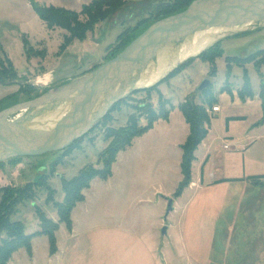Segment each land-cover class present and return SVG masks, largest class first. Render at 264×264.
<instances>
[{
    "label": "rangeland",
    "instance_id": "1",
    "mask_svg": "<svg viewBox=\"0 0 264 264\" xmlns=\"http://www.w3.org/2000/svg\"><path fill=\"white\" fill-rule=\"evenodd\" d=\"M3 1L5 0H2V6ZM159 1L128 2L108 19L96 24L83 39H74L63 52L59 51V47L67 32L62 29L51 34L52 39L47 40V43L36 45L28 41L39 54L33 53L29 57L24 53L22 35L19 38L17 27L11 28L9 25L14 22H11L12 10L8 11L5 6H0V11L4 13L0 14V62L6 66L7 58L17 73L16 78L5 80L6 85L0 84V100L5 99L0 103V112L35 99L105 63L104 59L114 50L118 36L124 33L126 36L138 35L151 23L149 21L145 25H138ZM13 2L14 10L23 23V32L30 34V41L34 42V38L38 40V36L44 31L42 22L33 10L27 8L25 0ZM218 43L221 55L211 62L207 59H195L173 78L158 86L162 99L169 102L168 120L159 119L154 122L151 130L136 137L130 148L117 155V162L111 168L114 173L112 180L95 178L81 192L84 201L85 192L91 187L86 202L77 204L73 210L74 214H79V223L83 229L111 223L131 227L147 238L158 235L164 243L163 246L166 242H174L180 246L179 227L183 219L181 210L171 211L166 216L168 200L176 199L173 192L182 178L179 167L182 150L179 145L184 144L189 134V126L179 106L190 98L198 104L205 103L209 96L215 99L220 112L209 117V139L217 136L228 139L230 135L238 138L263 117V101L259 94L264 91V26L225 36ZM250 56L251 59L240 66L226 60ZM204 80H209L210 86L206 93L198 92L197 89ZM246 81L249 83L251 96L243 100L239 91L245 90ZM146 104L154 110L158 109L157 91L150 96L144 92L128 96L120 110L111 113L108 122L95 125L82 138L79 148L66 156L64 152H52L0 163V189H20L30 184V199L16 206L11 221L21 223L26 235L41 230L38 212L58 224L55 204L64 199L62 182L73 179L87 167L102 169L101 155L110 143V140L105 139V131L125 127L130 116L138 118V126H144L146 120L141 116L145 112L143 106ZM58 111L59 109H49L41 112L33 116L26 125L49 126ZM32 113L21 112L19 116L26 118ZM14 117L16 116L13 115L10 119ZM230 123L228 136L226 133ZM249 135L257 141L255 150L262 153L259 154L263 158L260 170L264 171V123L252 127ZM201 150L199 148L198 158ZM193 172L196 174V166ZM254 192L256 196L239 193L241 197L226 206L221 216L217 217L212 236L213 252L210 264H264V179ZM166 193L173 194L164 196ZM1 196L0 192V200ZM170 225L168 235L162 236V228ZM211 229L207 228L198 233L193 231L190 240L194 248L205 253L209 246ZM2 238L3 234L0 236V245ZM48 249V239L42 237L35 243V261L26 259L18 264H47ZM21 253L26 254V251L18 252L19 255ZM160 258L162 259V255ZM167 261L170 264H187L185 258L175 261L171 254H168Z\"/></svg>",
    "mask_w": 264,
    "mask_h": 264
},
{
    "label": "water",
    "instance_id": "2",
    "mask_svg": "<svg viewBox=\"0 0 264 264\" xmlns=\"http://www.w3.org/2000/svg\"><path fill=\"white\" fill-rule=\"evenodd\" d=\"M264 26V0H196L184 11L151 24L114 58L45 94L0 112V163L21 157L62 152L88 134L111 108L136 91L166 78L189 58L209 49L225 36ZM220 29L213 41L180 62L181 50L199 33ZM167 68L154 79L160 62ZM210 85L204 80L197 91ZM49 109H59L49 126L27 122ZM33 112L20 118L21 112ZM16 116L10 119L11 116ZM172 200L167 203V213ZM162 235L166 228H162Z\"/></svg>",
    "mask_w": 264,
    "mask_h": 264
},
{
    "label": "crops",
    "instance_id": "3",
    "mask_svg": "<svg viewBox=\"0 0 264 264\" xmlns=\"http://www.w3.org/2000/svg\"><path fill=\"white\" fill-rule=\"evenodd\" d=\"M25 1L27 8L30 10H32L30 2L33 1L43 6H54L80 12L84 5L89 4L93 0ZM7 2L10 4L7 5ZM1 3L2 0H0V6H2ZM3 4L8 11L11 9L13 12L11 14V22H14L9 25L11 28L17 27L19 38L21 35H25L29 42L36 45L47 43V40L52 39L50 35L57 28L48 30L41 21L44 30L43 34L38 36V40L34 38V42L30 41V34L23 32L24 29L21 27L23 23L20 21L21 19L18 17L16 10H14L13 0H5ZM0 14L4 13L0 11ZM216 105L218 106V104ZM214 115L215 113L212 114L213 117ZM231 123L228 125L227 135L230 132ZM255 124L238 138L228 135V139L225 136L209 139L208 136L211 133L210 122L207 136L194 152L195 159L191 167V183L183 190L180 197L172 200L171 211L181 210L183 217L179 227L181 234L180 246L179 244L175 245L174 242L170 244L166 242L165 247L158 235L156 237L151 235L147 238L144 234L136 233L131 227H122L111 223H101L100 225L83 229L79 223V214H74L73 209L70 214L71 229L68 230L65 224L61 223L55 232L57 248L55 254L50 255L49 249L46 250L47 264H170L167 261L168 254H171L175 261L185 258L187 264H210V256L213 252L212 236L217 217L221 216L226 206L237 197H241L239 193L246 196H249V194L256 196L254 191H256L258 185L253 184L247 178L264 174V171L260 170L263 158L259 154L262 153L255 150L257 141L253 136L249 135ZM225 146H228V148L225 149ZM199 148H202V150L198 158ZM194 166H196V174L193 172ZM113 175L114 173L112 172L111 177L107 180H112ZM88 190L85 192V200L78 204L86 202ZM173 193H166L164 196H170ZM169 213L166 212V216ZM205 224L207 225L205 226ZM170 227L171 225L168 228L165 227L166 234L162 236L168 235ZM207 228L212 229L208 237L210 238L209 246L204 253L194 248L190 239L193 237L191 235L193 231L197 233L198 231L204 232ZM42 237L45 236H38L32 239L30 256L25 249H19L13 253L8 264H18L26 259L34 262L36 259L35 243H38ZM21 250L26 251V254L21 253L19 255L18 252ZM160 255H162V259ZM13 257L16 260L15 262Z\"/></svg>",
    "mask_w": 264,
    "mask_h": 264
},
{
    "label": "trees",
    "instance_id": "4",
    "mask_svg": "<svg viewBox=\"0 0 264 264\" xmlns=\"http://www.w3.org/2000/svg\"><path fill=\"white\" fill-rule=\"evenodd\" d=\"M135 0H93L89 4L84 5L80 12H75L67 10L64 8L54 7V6H43L39 5L33 1L30 2L31 8L36 14V16L42 21L48 30L62 29L67 32L64 37L63 43L59 47V51L63 52L65 48L74 39H83L86 33L94 28L96 24L108 19L112 14L119 11L128 2ZM196 0H160L148 13V16L141 20L138 25H145L149 21L144 30H146L154 22L166 18L168 16L177 14L184 11L192 2ZM81 17L85 19L82 20ZM143 30V31H144ZM142 31V32H143ZM141 32V33H142ZM140 33V34H141ZM138 34V35H140ZM138 35L126 36V33L118 36L117 44L114 46L112 53L106 56L104 61H108L114 58L118 53H120L131 41H133ZM127 37V38H123ZM22 43L24 53L27 57L30 54L37 52L33 50L30 46L25 35H22ZM219 44L216 43L209 49L205 50L196 57L189 58L182 64H180L176 69H174L166 78L161 80L158 84L144 90L136 91L135 93L144 92L148 96L154 91L159 94V106L157 110H154L150 105L146 104L143 106V116L141 113L139 116L146 120L144 126H138V118L135 116H130L128 119V124L125 127L119 128L117 130L107 129L105 131V139L110 140L109 145L101 155L102 169L97 170L93 167H87L79 173L78 176L74 177L69 181L62 182V191L64 192V199L61 203H56L55 208L57 210L58 224H54L52 221L47 219L43 213L38 212L39 222L41 230L34 232L32 234L26 235L24 228L21 223L11 221V217L16 211V206L26 200L30 199L29 188L30 184L20 189L4 188L0 189L2 193L0 200V236L3 234L4 238L1 240L0 245V264H8L13 253L19 249H25L28 255H31V241L33 238L38 236H45L49 243V254H55L56 248V238L55 232L58 230V225L63 223L68 230L71 228L70 214L72 210L78 203L83 201V196L81 192L87 189L90 182L99 178L101 180H107L112 172V165L116 161V157L120 152L125 151L131 146L132 140L136 137L143 135L152 129L154 122L157 120H168L170 110L167 108L169 102L163 100L162 96L158 90V86L173 78L176 74L181 72L189 63L195 59H207L212 61L215 57L221 55L222 51L219 49ZM108 48L106 49V53ZM42 54V53H40ZM252 56L248 58H227V62H235L237 66L241 63L249 61ZM7 65L5 66L3 62H0V84L6 85L5 80L10 78L14 79L17 76L13 65L6 58ZM97 68L95 66L93 69ZM210 86V85H209ZM208 86V87H209ZM207 87V88H208ZM207 88L201 92L206 93ZM245 90L239 91V96L241 99H245L247 96H251L249 93L250 86L248 81L245 82ZM259 97L263 101V117L261 120L255 124V126L262 125L264 123V91L262 90ZM127 100V98L116 103L109 113L98 123L104 124L109 121L111 113L120 110V106ZM5 101V99L0 100V103ZM216 105V101L212 96L207 97L205 103L198 104L190 98L186 99L180 106L179 109L184 117L185 122L189 126V134L181 146L182 159L180 163V171L182 180L179 183L177 189L174 192V198L180 197L183 190L188 187L191 182V167L195 159L194 152L197 147L202 143V141L207 136L208 130L210 128V118L206 113V108H211ZM97 123V124H98ZM96 124V125H97ZM95 127V126H94ZM83 138V137H82ZM81 139L75 141L68 149L62 151L65 156L68 155L72 150L79 148ZM16 159V158H15ZM264 176L248 177L247 180L251 181L253 184H261ZM43 186V184H41ZM51 199V198H50Z\"/></svg>",
    "mask_w": 264,
    "mask_h": 264
},
{
    "label": "bare ground",
    "instance_id": "5",
    "mask_svg": "<svg viewBox=\"0 0 264 264\" xmlns=\"http://www.w3.org/2000/svg\"><path fill=\"white\" fill-rule=\"evenodd\" d=\"M220 33H221L220 29H215V30L212 29L208 32L199 33L194 38L193 44L184 46L182 48L179 59H177L176 62L177 61L180 62L184 60L185 58H187L188 56H191L199 52L200 50L205 48L209 43L213 41V38L216 34H220ZM163 63H164V60L160 62L159 68L157 70V74L153 77L154 79L158 78V76L164 71V69L167 68V66H165V64Z\"/></svg>",
    "mask_w": 264,
    "mask_h": 264
},
{
    "label": "built area",
    "instance_id": "6",
    "mask_svg": "<svg viewBox=\"0 0 264 264\" xmlns=\"http://www.w3.org/2000/svg\"><path fill=\"white\" fill-rule=\"evenodd\" d=\"M219 110H220V107L216 105L211 108H206V113L209 115V117H211L212 114L219 112ZM224 148L227 149L228 146H225Z\"/></svg>",
    "mask_w": 264,
    "mask_h": 264
}]
</instances>
